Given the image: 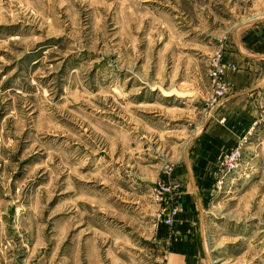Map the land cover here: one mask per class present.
Wrapping results in <instances>:
<instances>
[{
  "label": "rangeland",
  "instance_id": "1",
  "mask_svg": "<svg viewBox=\"0 0 264 264\" xmlns=\"http://www.w3.org/2000/svg\"><path fill=\"white\" fill-rule=\"evenodd\" d=\"M259 17L264 0H0V264H169L184 153ZM252 96L205 198L212 264H264V82Z\"/></svg>",
  "mask_w": 264,
  "mask_h": 264
},
{
  "label": "crops",
  "instance_id": "2",
  "mask_svg": "<svg viewBox=\"0 0 264 264\" xmlns=\"http://www.w3.org/2000/svg\"><path fill=\"white\" fill-rule=\"evenodd\" d=\"M228 59L237 69L226 76L229 95L213 107L207 127L184 153V174L193 193L181 204L178 226L171 235L169 264H212L205 198L215 190L220 161L254 117L252 95L264 82V17L235 28Z\"/></svg>",
  "mask_w": 264,
  "mask_h": 264
},
{
  "label": "built area",
  "instance_id": "3",
  "mask_svg": "<svg viewBox=\"0 0 264 264\" xmlns=\"http://www.w3.org/2000/svg\"><path fill=\"white\" fill-rule=\"evenodd\" d=\"M231 67H235L233 64H231ZM226 68V64H219L218 62L215 63V67L213 68V76L214 78H216L217 76H219L220 74L224 73ZM221 94L224 95V89L223 87L220 86V88L218 89V91L216 92V97H219ZM224 99V98H223ZM239 156V147H235L229 154H228V159L234 160L237 159V157ZM231 164V163H230ZM176 209L173 210V214L176 213ZM167 222H171V218L166 220Z\"/></svg>",
  "mask_w": 264,
  "mask_h": 264
}]
</instances>
